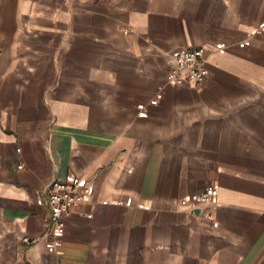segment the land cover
<instances>
[{
    "label": "crops",
    "instance_id": "1",
    "mask_svg": "<svg viewBox=\"0 0 264 264\" xmlns=\"http://www.w3.org/2000/svg\"><path fill=\"white\" fill-rule=\"evenodd\" d=\"M0 264H264V0H0Z\"/></svg>",
    "mask_w": 264,
    "mask_h": 264
},
{
    "label": "built area",
    "instance_id": "2",
    "mask_svg": "<svg viewBox=\"0 0 264 264\" xmlns=\"http://www.w3.org/2000/svg\"><path fill=\"white\" fill-rule=\"evenodd\" d=\"M210 52L202 46L185 48L168 53L173 71L178 74L176 80L184 84L198 85L207 76V61ZM46 194L49 234L52 237H60L65 231V220L71 210L79 203L91 204L86 198L90 187L76 176L65 179H54L46 185L40 193ZM217 195V189L213 186L205 187L194 192L188 201L190 210L201 209L202 206L213 202ZM57 243V242H56Z\"/></svg>",
    "mask_w": 264,
    "mask_h": 264
},
{
    "label": "water",
    "instance_id": "3",
    "mask_svg": "<svg viewBox=\"0 0 264 264\" xmlns=\"http://www.w3.org/2000/svg\"><path fill=\"white\" fill-rule=\"evenodd\" d=\"M199 211H200L199 208H196V209L194 210L195 213H198Z\"/></svg>",
    "mask_w": 264,
    "mask_h": 264
}]
</instances>
